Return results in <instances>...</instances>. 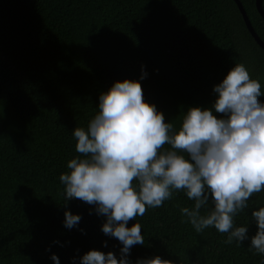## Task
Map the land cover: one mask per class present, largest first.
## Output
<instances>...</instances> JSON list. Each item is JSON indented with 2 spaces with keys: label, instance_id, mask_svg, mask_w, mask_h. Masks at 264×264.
Instances as JSON below:
<instances>
[{
  "label": "trees",
  "instance_id": "16d2710c",
  "mask_svg": "<svg viewBox=\"0 0 264 264\" xmlns=\"http://www.w3.org/2000/svg\"><path fill=\"white\" fill-rule=\"evenodd\" d=\"M240 1L264 41L256 0ZM240 63L264 92V49L235 0H0V264H55L52 254L80 264L91 249L119 259L122 244L102 232L106 217L63 198L59 177L78 155L73 129L86 127L100 94L126 78L139 80L144 99L179 129L189 107L212 108L214 85ZM248 203L234 224L247 226L249 239L227 244L214 227L197 233L186 222L180 207L193 201L176 192L128 222L145 237L128 258L264 264V254L249 250L264 190ZM66 209L81 217L70 229Z\"/></svg>",
  "mask_w": 264,
  "mask_h": 264
},
{
  "label": "clouds",
  "instance_id": "9594fccd",
  "mask_svg": "<svg viewBox=\"0 0 264 264\" xmlns=\"http://www.w3.org/2000/svg\"><path fill=\"white\" fill-rule=\"evenodd\" d=\"M146 75L142 69L140 79ZM213 91L212 108L189 107L176 129L144 99L139 80H118L100 94L98 112L87 126L73 129L78 155L59 177L63 198L95 206L106 217L102 232L122 244L119 259L112 251L91 249L80 264H131V248L143 245L145 237L139 223L128 227V222L180 191L193 201L180 212L197 233L214 227L227 234V244L249 239L248 227L235 226L234 217L264 190V103L258 99L264 92L243 63L235 64ZM251 217L257 231L249 250L264 254V207ZM80 220L65 210L66 228ZM51 258L59 264L56 254ZM136 264L172 261L154 256Z\"/></svg>",
  "mask_w": 264,
  "mask_h": 264
},
{
  "label": "water",
  "instance_id": "95a60500",
  "mask_svg": "<svg viewBox=\"0 0 264 264\" xmlns=\"http://www.w3.org/2000/svg\"><path fill=\"white\" fill-rule=\"evenodd\" d=\"M235 2L237 3L239 10L244 18V21L247 25V28L249 29L250 33L252 34V36L255 38V40L257 41V43L264 49V41L259 37V35L257 34V32L255 31L250 18L242 4V2L240 0H235ZM262 2L263 0H256V5L258 8V11L260 12V14L262 15V17L264 18V9L262 6Z\"/></svg>",
  "mask_w": 264,
  "mask_h": 264
}]
</instances>
